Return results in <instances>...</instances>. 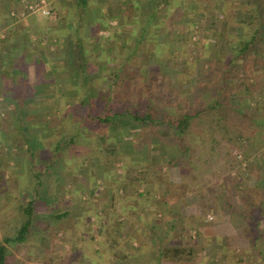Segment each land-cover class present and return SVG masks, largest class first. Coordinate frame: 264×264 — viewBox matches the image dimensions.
Returning a JSON list of instances; mask_svg holds the SVG:
<instances>
[{"label": "rangeland", "instance_id": "rangeland-1", "mask_svg": "<svg viewBox=\"0 0 264 264\" xmlns=\"http://www.w3.org/2000/svg\"><path fill=\"white\" fill-rule=\"evenodd\" d=\"M39 1H0V18L3 19V24H0V43L5 42L4 45L11 43V40L26 39L29 33L24 32L26 25L24 19L27 16H29L27 19L35 20L36 18L38 21L51 20L54 21V25H57L55 35L49 33L42 36L39 24L35 25V21H30L34 25V30L30 32V36L33 37L31 48L42 50V52L44 50V53L47 52V48L57 50V54L53 56L54 59L50 60L49 64H43L41 61L39 65L35 64L29 69L32 81L45 80L44 85L49 87L44 89L45 92L50 91L49 99H51L50 105L44 111L46 118L36 116L41 113L39 110L42 107V103L37 102V99L32 104L20 105L23 109L20 118L16 115L18 112L16 105L5 103L0 106V114H2L0 119L1 243L4 244V236L15 234L20 227L22 212L19 208L23 205L25 198L26 201L33 200V214L37 217V222L31 225L35 236L29 235L26 243L8 244L7 264H79L80 254H84V262L80 264H118L119 260L114 256L111 248L120 250L128 244L135 247L139 234L144 232L146 225L161 227L164 216L167 214H179L183 219L191 215H201L202 220L196 228L189 227L188 222L178 225L170 236V244L164 247L165 253L160 264H260V257L264 258V154L262 149L254 151L248 159L244 158L242 153L244 150L240 152L225 142L216 148L212 158L209 157L207 145L202 148L203 152L193 150L191 154L194 156L193 162L197 161L194 166H197L198 170L190 173L195 178L196 173L201 174L205 182L203 184L210 189L206 190L195 181L196 179L192 180L195 193H189L186 199L171 204L163 190L170 184L178 183L180 178L175 168L164 166L167 160L164 152H167L171 145L166 146L163 151L155 149L148 151L153 156L154 162L151 165L157 169L160 168V171L154 170L153 167L148 166L149 159L152 160V158H144L147 154L142 153L143 150L138 146V141L136 142L135 138H140L136 136L139 132L138 126L128 127V123H122L124 119L114 120L113 126L107 124L103 127L96 123L105 105L104 102L109 101L110 108L119 110L130 107L139 109L141 106L139 102H136L138 98L135 102L131 100L121 102L126 96L116 100L114 73L118 72L121 66L120 56L123 48H128L137 36L136 33L130 34L134 30V25L128 23L130 20L127 25H124L123 15L131 12L135 22L139 19L138 14L145 10L144 5L153 0H130L131 3L136 2V4L130 5V10L128 7L127 11H124L122 7L114 9L113 0H85L87 5L79 9H75L78 0H44V9L49 12L45 15L42 14V10L32 13L26 9L27 4ZM118 1L124 0H114L117 5ZM154 1L156 5L153 4L154 6L147 9L151 10L163 2L162 0ZM50 2L52 4H49ZM54 2L58 7L61 6L60 11L53 7ZM182 3L186 5L190 3L192 8L190 13L189 9L186 11L187 15L184 22L182 21L185 23L183 33H179V37L176 34L174 37L167 38L168 36L165 35L167 32L163 34L160 31L157 36H149L148 41L141 45L142 50L136 64L143 68L153 67L163 75L173 74L169 87L177 91L179 97L175 99L185 101L182 96L187 91L190 92L195 84L190 73L196 72L198 76L211 75L210 71L212 73L215 67L223 65L228 51L216 48L220 52L219 57H204L198 62L195 70L193 66L196 64L193 63L192 56L189 59L192 61L191 67L184 69V73H177V70L180 71L179 64H174L173 61L166 63L167 57L170 59L171 54L180 51V39L189 37L188 24L201 25L203 22L205 25L199 31L196 29L197 26L193 30L189 38L191 44L196 45L202 40V48L209 45L212 50L217 45L215 42L217 33L207 30V26L210 25L207 22L208 17L212 14L218 16L217 0H175L172 6ZM195 8L206 9V16L201 17L199 10ZM12 12L13 16H11ZM96 19L101 20L96 25H92V20ZM101 26H104L103 30H100ZM213 28L220 31L224 25L217 21ZM113 30L117 32V35H111ZM7 35L11 40H6ZM159 37L160 41L157 40ZM231 40L232 35L228 37V41ZM77 41H80V50L83 53L82 59L79 58L80 54L77 55L79 64L83 66L85 72H89L85 83L80 82V70L75 65L77 58L74 53L77 47L71 49L69 45ZM24 43L25 41L22 42V46ZM214 53L211 52V54ZM96 54L99 55L96 56ZM83 56L87 62L82 65ZM259 61L262 65L264 57ZM164 62L166 66H163ZM91 68L96 69L97 72H92ZM213 80L218 81L216 73L213 75ZM35 83L34 90H43L44 87L41 84ZM252 83L253 80L246 79L244 73L238 72L231 87H241ZM0 85L3 86V82ZM148 90L149 88L143 90L146 95L149 93ZM110 91H112L111 97L110 93L107 95ZM154 92L158 90L154 88ZM174 95L175 91H173ZM159 96H161L160 92ZM260 99V97L256 100L249 97L235 99L233 107L241 110L239 107L241 105L238 103L246 101L245 107L254 110L252 113L255 115V120L262 123L261 126L254 125L257 133L264 134L263 109H259L257 105ZM87 100H90L91 105L94 106L92 118L86 115L88 111L83 106ZM30 110H34V115H29ZM78 121L82 125L78 126L79 134L75 139L77 144L65 147L66 150L61 151L60 157L52 160L58 163L49 169L50 173L45 178H37L33 182L27 181V175L30 178V175L41 169H35L33 165L38 166L39 159L42 156L48 157L51 153L46 144L56 137L64 139V134ZM18 128L24 130V135H27L29 139H33L31 144L34 145V158L29 155L25 143L18 135ZM37 139L42 141L41 144ZM152 142V148H157L158 143L154 140ZM109 151L116 153L115 156H111L113 157L111 160ZM99 153L101 156L104 154L106 162L96 159ZM67 154L75 155L74 161L78 165L74 170L68 165L70 161L67 159ZM191 154L190 157L193 158ZM216 174L218 177L214 178ZM128 177L138 178L135 186L139 193H151V195L140 198L138 195H130L128 200H123L124 192L114 190V183L117 182L118 187L119 184L123 186L131 184ZM40 180L44 183L39 188L38 195L35 196L33 188ZM111 184L113 188L110 187ZM157 185L161 187L159 193L154 190ZM153 190L156 192H152ZM114 192H117L118 197L115 209L110 207L109 202ZM120 196H122L121 200ZM145 198L149 201H145ZM232 211L238 212L237 214L243 218L255 217L257 227L253 228L255 220L252 222L245 219H239L242 227H234L230 214ZM51 214L68 215L53 220L50 218ZM183 227H186L184 235L181 230ZM136 228L140 229V233ZM182 235L185 236L184 241ZM144 237L141 235L140 239ZM142 248L146 251L143 252L148 254L144 256H150L151 253L147 252L148 246L143 245ZM259 250L263 252L262 256L259 255ZM95 252L98 254L94 255ZM143 260L146 261L147 258Z\"/></svg>", "mask_w": 264, "mask_h": 264}, {"label": "trees", "instance_id": "trees-1", "mask_svg": "<svg viewBox=\"0 0 264 264\" xmlns=\"http://www.w3.org/2000/svg\"><path fill=\"white\" fill-rule=\"evenodd\" d=\"M162 1L163 2H161L159 6L153 7L151 10L144 8L145 10L143 13L140 12L138 14L139 21L135 23V25L133 24V29H136L138 35L134 38V42L131 45L129 44L130 46L128 48H123L120 56L121 66L119 71L117 70L118 72H115L116 74L114 73L116 79L114 82V87L116 88V100L118 101L126 96V98L121 102H124L125 100L135 102L138 98L136 102L141 104L140 108L133 109L130 107L125 108L124 110H119L118 108L112 109L110 108L109 101L104 102L105 105H103V109L99 114L96 123L105 127L107 124L112 125L116 119H124L125 121H122V123H128V127L130 125L138 126L139 132L136 133L138 135H135L140 136V138L135 139L136 142L138 141V146L143 150L142 153L144 152L143 154H147V157L145 155L144 158H152V160L149 159L150 164H148V166L151 167H153L152 165L154 161L153 156H151L148 151H150V149L163 151L166 146L169 144L171 145L167 152H164L167 158L164 166L175 168L180 178L178 183L170 184V186L166 187L163 192L167 200H169L168 202L175 204L179 203L184 198L186 199L189 193H195L192 188V180L196 179L195 181L199 182L198 184L204 187L206 185L203 184L205 182L203 181V176L201 174L199 175L196 173L197 176L195 178L190 173L191 171L198 170L197 166H194L197 161L193 162L194 156L191 154L193 150L203 152L202 148L207 145L209 157L212 158L216 152V148L225 142L240 152L241 150H244L242 153L244 158L247 159L254 154V151L257 152L260 149L263 150L264 154V134L261 132L257 133L254 126H261L262 123L255 120V115L252 113L254 110H249L247 109L248 107H245L244 103L246 101H240L241 103H238L241 105L239 106L241 107V110L233 107L235 99L241 100L242 97H249L250 99L256 100L257 97H260L262 100L260 99V101H257V105H259V109H263L262 113L264 118V74L259 61L264 57V26L251 24L249 22L244 26L241 25L239 28L242 29L243 36L241 38L231 40L230 42L226 41L221 33H217V36H215V42L217 45L214 47V51L209 45L205 46L206 48H202V40H200V42L196 45L191 44L189 38H191L193 30H195L197 26L196 29L199 31L201 28L203 29V26L205 25H203V23L201 25H189L187 27L189 37L186 39H180V51L171 54V58L169 59V57H167L166 60V63L173 61L174 64H179L178 67L180 71L177 70V73H184V69L191 67L190 62L192 61L189 59H191L192 56V60L194 61L193 63L196 64V67L192 64L195 70L197 69L198 62L204 57H219L220 52L216 50V48L220 50L225 49L228 51V54L227 58L223 61L222 66L215 67L212 73L210 71L211 75L206 76L205 74H202L201 76H198L196 72L190 73L191 79H194V87L190 89V92L187 91V93L182 96V99L185 101H180V99H175L179 97L177 91L175 89L172 90L169 87V81L173 74L163 75L153 67L143 68L142 66H138V64H136V60L140 57V51L142 50L141 45L142 43L148 41L147 38L149 36H157L160 31H162L163 34L170 31L178 34L183 33L185 23L182 21L187 15L185 3L174 7L169 4L170 0ZM152 2L155 1L153 0ZM174 2L175 0H173V3ZM86 5L87 2L85 0H78L75 9L85 7ZM171 6L172 8L169 9L168 7ZM75 9L73 8V10ZM195 9L199 10L201 17L206 16V12L204 10L198 8ZM170 14L177 16L181 22L174 26L168 23L166 24V17ZM210 19L212 22L209 26H207V30L212 32L214 31L213 27L216 25L215 22L218 21L219 17L213 15ZM202 37L203 36L201 35V39ZM79 44L80 41H77L71 42L69 45L71 49L72 47H77V51L74 53V55H76L75 58H77L75 60V65L80 70V82L82 81L81 83H85L88 79L89 72H85L83 66L79 64L77 55L80 54V59H82L83 55L82 50H80L81 45ZM211 52L215 53L211 54ZM83 59L84 63L82 62V65L87 62L84 56ZM166 63L164 62L163 66H166ZM238 72L244 73L246 79L253 80V83L251 85L245 84L241 87L236 86L232 88L231 83L234 81V78H236ZM215 73L216 79H218L217 82L216 80H213V75ZM176 79H178L177 76ZM146 88H149V93L147 95L143 91ZM154 88H156L158 92H154ZM207 88H209V90ZM173 91H175L174 96ZM159 92L161 96H159ZM109 93L111 97L112 91L108 92L107 95ZM149 95H151V97H146ZM172 97L174 101L177 100L178 102H174ZM91 103L92 102L90 100H87V102L83 104L85 110L88 111V113L85 114L90 118H92V115L94 114V106L91 105ZM21 107L22 106H19L18 110L19 118L23 113V109ZM80 124V121L73 124L72 127H70L64 134V139L56 137L51 139L48 144H46L48 151L51 153L48 154V157L44 158L42 156L39 159L38 166L33 165L35 169H41L30 175V178H28L27 175V181L33 182V180H36L37 178H45V176L50 173L49 169H51L54 164L58 163V161L53 162L52 160L59 158L61 151H63L65 147H72L73 144H77L75 139L79 134L78 126ZM17 133L25 143L29 155L34 158V145L31 144V140L33 139H29L27 135H24V130H21L20 128L17 129ZM153 140L155 143H158L157 148H152L151 144L153 143ZM38 141H40L41 144L42 141ZM108 154H110L109 159L111 160L113 158L111 156H115L114 154L116 153L115 151H109ZM190 154L193 158L190 157ZM74 156H69L67 154V159L70 161L68 162V165H70L73 170L77 168L78 165L76 164V161H74ZM96 159L104 162L106 158L104 154L101 156L99 153ZM0 167H2L1 163ZM153 168L154 170L156 169L160 171V168ZM216 177H218V174L214 176V178ZM128 180L132 183L126 186L119 184L118 187L117 182L114 183V190H121L124 192L122 195L123 200H128L130 195H138L139 198L151 195V193L141 194L138 192V188L135 186V183L138 182V178L128 177ZM43 183L44 181L41 180L40 182L35 183L36 185L33 188L35 196L38 195L40 191L39 188L43 185ZM152 183H154V181H152ZM112 185L113 184H111L110 187L113 188ZM152 185V188H154V184ZM158 186L159 185H157L154 189L157 192L154 190L152 192L159 193L161 187L159 188ZM205 189L209 190L210 187L206 186ZM116 193L114 192V194H111L112 196L109 201L110 207H113L114 209L118 199ZM122 196H120V200L122 199ZM146 198L144 200L149 201ZM137 201L139 200L137 199ZM22 204L23 205L19 208V211L22 212L20 227L17 228L15 234L11 236H4V244L0 241V264H7V259L9 257L8 244H18L21 242L26 243L27 240H29V235H34V232L31 230V225L37 222V217L33 214V200L26 201L25 198ZM237 213L238 212L235 211L230 212L234 227H242L239 219H245L248 221L252 220V222L255 220L256 223L253 225V228L257 227L255 217L247 219L239 216L240 214L238 215ZM65 215L68 214H51L50 218L53 220L61 219ZM201 220V215H191L187 219H183L179 214H167L164 216L161 227L155 228L146 225L144 232L139 234V238L137 237L138 243L135 247L128 244L120 250H114L113 247L111 250L114 252V256L118 258V264H160L161 258L165 253L164 247L166 244H170V236L177 229L178 225H181L182 222H188L190 224L188 225L189 227L196 228L199 226ZM181 230H183L184 235L186 227H183ZM106 235H108V232H106ZM141 235H144L145 237L140 239ZM182 238L184 241L185 236ZM143 245L148 246L149 251L147 252L151 253L150 256H144L145 254H148L144 253L146 251L143 250ZM177 247H180V245H177ZM259 253V255H263V252L260 250ZM145 258H147L146 261L143 260ZM260 264H264V258L260 257Z\"/></svg>", "mask_w": 264, "mask_h": 264}, {"label": "crops", "instance_id": "crops-1", "mask_svg": "<svg viewBox=\"0 0 264 264\" xmlns=\"http://www.w3.org/2000/svg\"><path fill=\"white\" fill-rule=\"evenodd\" d=\"M172 1L173 0H170L169 2L170 5H172L173 3ZM117 3L118 5L122 4V6H118L113 0L112 4L115 5L114 9H118V7H122L124 11H127L126 9H128L130 5L136 4V2L131 3L130 0H127V1L124 0L123 2L118 1ZM49 4H52V2H50ZM56 4L57 3L54 2L53 7L55 9L57 8L56 10L60 11L61 6L58 7V5ZM153 4L156 5L155 2H149L145 4L143 8L154 6ZM217 4H218L217 12H218V17H219L218 21L220 22V24L224 25V28L223 29L221 28L220 31L214 28V32L218 34L221 33L223 37L226 39V41H228V37H230L231 35H232V40L241 38L243 36V32H242V29H240L239 27L241 25L244 26L248 22L251 24H259L261 26H264V0H217ZM11 8H13V6H11ZM191 9L192 8L190 6V3H187L186 10H188V12L190 13ZM129 10H130V7H129ZM211 16H213V14L210 15V17ZM214 16H217V15L214 14ZM28 17L29 16H27L24 19L26 21V25L24 26L25 27L24 32H28L29 35L26 36V39L23 38V41H25L23 46H22L23 41L11 40L10 36L8 35H7L8 37L6 38V40L9 41L10 39L11 43H7L5 45H4L5 42L0 43V84L3 82V86L0 85V106L4 105L5 103H10V105H13V106L16 105V110H19L20 105H24L28 103L32 104L33 101L37 99L36 100L37 102L42 103V107L39 110L41 111V113L36 114V116L38 118L42 117L44 119L46 118L44 111L47 109V106L50 105V100H51L49 99L50 91L45 92L44 90L46 87L44 85L45 80L32 81L29 69L35 64L39 65L41 61L43 64L45 63L49 64L50 60L54 59L53 56L57 54V50H49L47 48V52L45 51L44 53V50L42 52V50H36L35 48H31V45H33V42L31 43V38L33 37L30 36L31 35L30 32L31 30H34L33 29L34 25L31 22L35 21L34 22L35 25L39 24V30L42 36L48 35L49 33L51 35H55V32L57 31V28H56L57 25H54L53 24L54 21H51V20L45 19L42 21H38L36 20V18L35 20L32 18L27 19ZM210 17H208L207 19L208 20L207 22L209 24L212 22ZM134 19L135 17L132 16L131 12H128V15H123L124 25L125 24L127 25L128 23L129 24L133 23L135 25V23H137L139 19L133 22ZM2 20L3 19L0 18V24H3ZM100 20L101 19H96L94 21L92 20L91 24L96 25ZM117 21L119 22V20ZM179 22L181 21L174 14H170L166 17V24L168 23L174 26V25H178ZM183 22H184V19H183ZM103 27L104 26H101L100 30H103ZM108 29L110 30V27H108ZM135 33L136 35H138L136 30L134 29L130 34L135 35ZM176 34L178 33H175V32L172 33V31H170L166 33L165 35L168 36L167 38H171V37H174ZM111 35L115 36L117 35V32L113 30V33ZM157 40L160 41L161 38L159 37ZM98 55L96 54V56ZM261 66L263 68V73H264V63ZM91 70L94 73L97 72V70L94 68H91ZM35 82H38L37 84H41L42 87H44L43 88L44 91L39 90V89L34 90L33 87H34V84H36ZM46 89H49L48 85ZM36 94H37V97H36ZM91 97H93V95H91ZM28 113L29 115H34V110H30L28 111ZM16 115H18V112ZM1 116L2 114H0V119H1ZM136 230L140 233L139 228H136ZM69 251H71V249H69ZM97 254L98 252L94 253V255H97ZM83 258H84V254H80L78 257L79 264L84 262Z\"/></svg>", "mask_w": 264, "mask_h": 264}, {"label": "built area", "instance_id": "built-area-1", "mask_svg": "<svg viewBox=\"0 0 264 264\" xmlns=\"http://www.w3.org/2000/svg\"><path fill=\"white\" fill-rule=\"evenodd\" d=\"M43 4H44V0H40L39 2H37V3H34V4H27V6H26V9L29 11V12H32V13H34V12H36V11H39V10H42V14H48L49 12H47L44 8V6H43ZM44 9V10H43ZM14 14H13V12L11 13V16H13Z\"/></svg>", "mask_w": 264, "mask_h": 264}]
</instances>
